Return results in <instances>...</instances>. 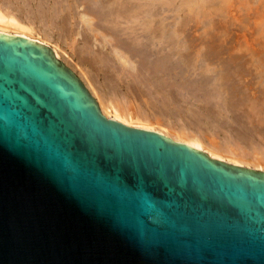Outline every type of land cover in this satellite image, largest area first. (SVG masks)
<instances>
[{"label": "water", "instance_id": "obj_1", "mask_svg": "<svg viewBox=\"0 0 264 264\" xmlns=\"http://www.w3.org/2000/svg\"><path fill=\"white\" fill-rule=\"evenodd\" d=\"M0 264H264V172L104 116L0 33Z\"/></svg>", "mask_w": 264, "mask_h": 264}, {"label": "rangeland", "instance_id": "obj_2", "mask_svg": "<svg viewBox=\"0 0 264 264\" xmlns=\"http://www.w3.org/2000/svg\"><path fill=\"white\" fill-rule=\"evenodd\" d=\"M40 1L42 0H34L33 3L37 5ZM56 1L63 3H61V5L64 8H60L66 10H63L64 16H68L67 11H75V8L77 9L76 11H78V15L75 14L76 17L69 20V32L60 23V26L59 24L56 25V27L50 26L49 31V28H47L49 25L45 27L44 24H40L36 21V23H34V28H36V30H34V34L32 33L31 35L35 38L48 40V38L45 37L46 33H44L45 28H47L46 32H50V44L54 47H59V55L61 57L58 61L62 62L75 73L84 83L99 106L102 101V99H100L101 94H115L120 100L119 107L121 112L125 109L124 113L126 117L133 123H143L142 125H148L158 130H163L178 137L184 135L179 133L177 126L184 125L202 135L204 139L206 137L207 140H204V146L206 148L210 147L211 141L212 144L219 145L220 142L221 145V142H227L229 139V143L231 145L233 144L232 146L230 145L232 147L230 149L232 153L226 152L224 154L225 157L238 158L240 161H244L246 166L243 168L253 170L257 168L256 170L258 171H260V169L264 170V76H262L263 78L259 76V72L264 70L262 69L264 68V66H262L264 65V0H140L142 2L140 7H143L142 9L140 8V11H173L174 17L172 23L176 31V40L180 42L183 41L182 43L186 45L188 56H191H189V59L194 65L198 66L201 62H204V60L207 61L209 57L210 60L208 61L213 59L214 64L216 63L214 69L216 68V72H218V74L220 73L219 76L222 74L219 77V79L222 77L219 82L224 85V94L226 97H229L228 100L231 101L230 103L228 102L229 109L226 107L228 109L226 113L229 116L227 119L222 118V115L219 114L217 109H215V111L213 109H197L195 104H192V100L189 99L187 102L189 104H186L182 100V95L180 96V93L175 89H173L170 94L168 93V95L164 92L157 94L158 92L156 93L147 88H145V90L144 86H134L131 88L129 87V82L116 78L115 70L107 69L105 71V68L104 70L99 69V65L94 64V68H98L99 71L98 69H93L91 64L87 62L83 63V58L86 56V54L83 53V49L86 45L95 53L102 52L105 54L107 52L108 55L114 53L112 54L114 57H112V55L111 57L115 62L118 61L117 63L120 64V66L117 64L118 67H122L121 65L124 67L123 63H125V61H120L116 54V52L119 51L114 50L113 47L110 46L112 44V42L111 44L108 42L111 41L110 36L106 37L105 41V33L102 31L94 33L91 26L97 22L96 19L92 20L94 18L92 16H86L84 19L82 18V7L89 8L90 4H85L87 5L85 6L80 3L81 5L79 4L80 6L78 5V8L77 4L70 8L69 5H74L72 4L73 0H68L67 2L64 0ZM107 1L108 4L109 2L111 5L113 4L112 6L109 4L112 10L113 7L118 5L117 0ZM49 2L50 5H54L52 0ZM53 2L55 3V0H53ZM115 2L116 5L114 6ZM114 9L117 10V6ZM15 13L17 14V12ZM162 16H167V13H162L161 17ZM21 17V21L25 22V17L23 15ZM57 26H59V29ZM60 29L63 30L64 34ZM181 50L182 49H180V51ZM111 51L113 52L111 53ZM115 56L118 58L117 60ZM179 56L180 55L176 56L175 60H180V58L182 60V56ZM125 65L127 69H129V64L125 63ZM225 75L227 77H225ZM123 82L124 84H122ZM126 83H128V85ZM179 100L182 101L180 102ZM176 103L179 104L177 105ZM105 106L108 113L110 110V114H113L111 107L107 104ZM228 133H230V137ZM231 136H233L234 139Z\"/></svg>", "mask_w": 264, "mask_h": 264}, {"label": "bare ground", "instance_id": "obj_3", "mask_svg": "<svg viewBox=\"0 0 264 264\" xmlns=\"http://www.w3.org/2000/svg\"><path fill=\"white\" fill-rule=\"evenodd\" d=\"M33 1L34 0H0V33L21 35V36H24L30 40L35 41V42H40L41 44L48 46L50 48L51 52L53 53L54 57L56 58V60H58L61 57L59 55V53H60L59 49H58L59 47L58 46L54 47L50 44V42H49L50 41V35H49L50 32L47 33L46 30H47V28H49V31H50V26L56 27V25H58L60 23L68 31L70 29V28L68 29L69 20L72 18H75L76 17L75 14L78 15V11H76L77 9L75 8V11H67L68 16H66V15L64 16L63 13L66 10L63 9L64 10L63 11L61 9L63 7L61 5L62 2H58L55 0V3H54L52 0V3L54 5H50L49 4L50 0H42L39 2V4L35 5L33 3ZM64 1L67 2L68 0H64ZM80 3H82L84 5L90 4L89 8L81 6L83 8L82 18L84 19V18H86V16L87 17L92 16V17H94L92 20L96 19L97 22L92 24V26H91L94 33H99V31L100 32L102 31L103 33H105V35H104L105 41H106L105 38L110 36L111 41H108V42H110V44L112 42V44L110 46H112L114 50L119 51V52H116L117 57L119 58L120 61L124 60L125 63H128L130 67H128L129 69H127L125 63H123L124 61L121 62L124 64V67H123V65H121L122 67H118V65H117V64H119V63H117L118 61L115 62V60L112 58V57H114L112 55V54H114V53H112L114 50L111 51L112 54L110 53L112 55V57H111V55H108L107 52L105 54H103L102 52L101 53L100 52L95 53L87 45L83 49V53L86 54V56H84V58H83V63L87 62V63L91 64V67H93V69H96V68H94V64H95V65H99V67L97 66L99 69L104 70V68H105V71L107 69L108 70L111 69L113 71L115 70L116 78L120 79L122 81L129 82V85H130L129 87H131V88H133L134 86H138V87L144 86V89L147 88L148 90H153L156 93L158 92L157 94H160L163 92L165 94H168V93L170 94V92L173 91V89H175L177 92L180 93V96L182 95L181 96L182 100L186 104H189V103H187L188 99H189V100H192V104H195V107L197 109H200V108L203 110L213 109L214 111H215V109H217L219 111V114L222 115V118L227 119L229 117L226 112H228V109H229L228 102L230 103L231 101H229L228 100L229 97H226L224 94L225 93L224 92L225 90L223 89L224 85L220 84V82H219L220 79L222 78L221 77L219 79V77L222 74L219 76L220 73L218 74V72H216L217 70H215L216 68L214 69V66L216 63L214 64L213 59H211V61H208V60H210V57H209V59H207V61L204 60V62H201V64H199V62H198V64H199L198 66L194 65L193 62H191V60L189 59L190 55L188 56V53H187L186 45H184V43H182L183 41L180 42V41L176 40V31H175L173 23H172V19L174 17L173 11H163V12L162 11H140L143 8V7L142 8L140 7V5L142 3L140 0H117L118 5H116V2L114 4V6L115 5L117 6V10L114 9L116 6L113 7V10H112L111 7L109 6V4L111 5V3L109 2V4H108L107 0H73L72 4H74V5H72V6L69 4L68 5L70 8H72L73 6H75L77 4V8H78L81 5ZM92 4L96 7H94ZM85 6H87V5H85ZM198 6H201V5H198ZM67 10H69V9H67ZM15 12H17V14ZM161 12L167 13V16H165V17L162 16L163 17L162 18ZM22 15L26 19L25 22L21 21ZM36 21L39 22L40 24H44L45 27L49 25L47 28L44 27L45 31L43 30L44 33H46L45 37H47L48 40L47 39H41V38H35V37H33V35H31L32 33L34 34L33 31L36 30V28H34V23H36ZM60 24H59V26H60ZM59 26H57L58 29H59ZM61 28H62V26H61ZM62 29H60V31ZM62 33H63V30H62ZM94 33H93V35H94ZM65 34H67V33H65ZM124 36H126V37H124ZM95 37H97V36H95ZM64 38H65V36H64ZM91 42H92V40H91ZM96 43H98V42H96ZM102 45H103V43H102ZM180 49H182V50L180 51ZM178 55L182 56V60H181V58H180V60L179 59L175 60L176 56H178ZM115 58H116V56H115ZM118 58H116V60ZM119 66H120V64H119ZM262 66H264V65H262ZM262 69H264V68H262ZM89 71H91V70H89ZM228 74H229V72H228ZM233 75H235V74H233ZM259 76L260 77L264 76V70L259 72ZM225 77H227V76L225 75ZM122 84H124V82ZM126 84L128 85V83H126ZM228 84H230V83H228ZM85 88H86V86H85ZM141 88H143V87H141ZM137 90H139V89H137ZM87 91H88V89H87ZM201 92H202V94H201ZM238 92H239V90H238ZM89 94H90V92H89ZM148 94H149V92H148ZM157 96H159V95H157ZM100 99H102L100 106L98 105L97 101L96 100L95 101H96L97 105L99 106V109L102 112V114L104 116L106 115L108 118L114 119V120L121 122V123L128 125V126L159 132V133H161V134H163V135H165V136H167V137H169L175 141H179V142H183L185 144H188L189 146H191V147H193V148H195L201 152H204L210 158L217 159L221 162L231 164L234 166H239L242 168L244 166H246L244 161H240L238 158H227V157H225L224 154L226 152L232 153L231 152L232 150H230V149L232 148L231 146L233 144L231 145L229 143L230 142L229 139L227 142H221V145H220V142H219V145L218 144L215 145V144H212L211 143L212 141H211L210 147L206 148L204 146V143H205L204 140H207L206 137L204 139V137L202 135L198 134L196 131L191 130L190 128H188L184 125L183 126H181V125L177 126L178 127L177 130H179V133H181L185 137L184 136L178 137V136L170 134L169 132H165L163 130H158V129L153 128V127L148 126V125H142L143 124L142 122H141L142 124L133 123L131 120H129L126 117V115L124 113L125 109H123L121 112V109L119 107L120 100L117 98V96H115V94H110V93L101 94ZM124 99H126V98H124ZM174 102H175V99H174ZM174 102H172V103H174ZM106 104L111 107V111H113L112 112L113 114H110V110L108 113V110L105 108V107H107V106H105ZM226 107H228V109ZM240 118H241V116H240ZM200 122H201V120H200ZM208 130H210V129H208ZM226 133H227V131H226ZM229 134L230 133H228V135ZM229 137H230V135H229ZM231 137H233V136H231ZM233 139H234V137H233ZM213 143H214V141H213ZM233 143H234V141H233ZM206 144H207V142H206ZM260 171L264 172V170H261V169H260Z\"/></svg>", "mask_w": 264, "mask_h": 264}]
</instances>
